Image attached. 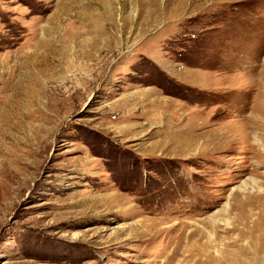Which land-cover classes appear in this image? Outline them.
<instances>
[{"label":"rangeland","instance_id":"rangeland-1","mask_svg":"<svg viewBox=\"0 0 264 264\" xmlns=\"http://www.w3.org/2000/svg\"><path fill=\"white\" fill-rule=\"evenodd\" d=\"M260 82L264 0H0V264H264L212 223L264 166L201 152Z\"/></svg>","mask_w":264,"mask_h":264},{"label":"bare ground","instance_id":"bare-ground-1","mask_svg":"<svg viewBox=\"0 0 264 264\" xmlns=\"http://www.w3.org/2000/svg\"><path fill=\"white\" fill-rule=\"evenodd\" d=\"M255 85L258 87L259 95L256 97L257 102H255V106L250 116L245 120V123L241 126L224 125L225 128L222 126L213 134V138L209 141L208 145L202 148L201 152L209 155L214 150L231 148L235 144H238L240 150L252 153L261 166H264V82ZM249 86H252V84H249ZM210 143L213 144L212 149L209 148ZM236 191L235 196H232L231 200L220 211L223 219H216L217 217L212 219L213 227L216 228L221 223L228 233H237V237L240 238L248 236L247 238L251 240L257 233L259 226L257 223H254V226L250 227L248 225L249 215L244 213L247 211L250 214L258 210V219L264 220V184L256 178H251L243 182ZM255 197H258V199ZM242 198L244 199L241 200ZM256 200H258V205L255 203ZM240 210H243L244 213L235 221L231 213ZM208 234L210 239H215L213 232H209Z\"/></svg>","mask_w":264,"mask_h":264}]
</instances>
